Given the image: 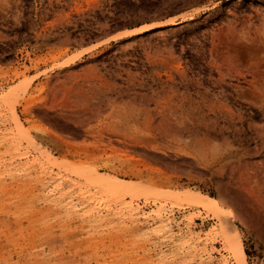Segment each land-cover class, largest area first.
Listing matches in <instances>:
<instances>
[{
    "label": "rangeland",
    "instance_id": "374dc122",
    "mask_svg": "<svg viewBox=\"0 0 264 264\" xmlns=\"http://www.w3.org/2000/svg\"><path fill=\"white\" fill-rule=\"evenodd\" d=\"M85 171L218 200L264 264V0H0V264H235L204 211Z\"/></svg>",
    "mask_w": 264,
    "mask_h": 264
},
{
    "label": "bare ground",
    "instance_id": "6f19581e",
    "mask_svg": "<svg viewBox=\"0 0 264 264\" xmlns=\"http://www.w3.org/2000/svg\"><path fill=\"white\" fill-rule=\"evenodd\" d=\"M183 22V21H182ZM165 26H174L172 20L164 24ZM158 25H148L140 29L131 30L124 32L121 35L114 36L113 39L127 38L128 36H136L141 33H146L154 31ZM106 42V41H105ZM96 45H93L87 49L79 51L73 57L62 62L60 67L68 66L77 60L81 55L85 54L87 51L93 49ZM14 119L17 123L18 131L20 135H24L23 125L20 123L18 115L14 112ZM28 142L33 145L40 153L47 163L57 165L55 157L41 145L37 144L34 139L29 138L26 135ZM88 183H92L96 186L100 193L105 194L106 198L117 200L122 202L125 198H146L149 197L156 198L158 200H166L172 203L187 205L188 207H193L198 210L204 211L207 215L212 216L218 222L220 236L226 245V249L234 260L235 264H247L246 254L242 244L240 233L235 225L232 224L228 210H226L222 204L207 195L201 194L195 191H185L182 193H169V192H151L145 186L135 185L133 183H128L113 177H108L105 175H92L86 171L82 175Z\"/></svg>",
    "mask_w": 264,
    "mask_h": 264
}]
</instances>
